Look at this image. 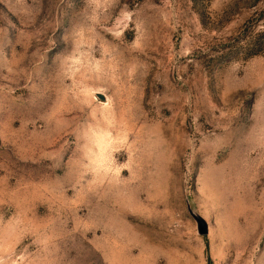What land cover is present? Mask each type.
<instances>
[{
  "label": "rangeland",
  "instance_id": "1",
  "mask_svg": "<svg viewBox=\"0 0 264 264\" xmlns=\"http://www.w3.org/2000/svg\"><path fill=\"white\" fill-rule=\"evenodd\" d=\"M261 31L264 0H0V264H264Z\"/></svg>",
  "mask_w": 264,
  "mask_h": 264
},
{
  "label": "trees",
  "instance_id": "2",
  "mask_svg": "<svg viewBox=\"0 0 264 264\" xmlns=\"http://www.w3.org/2000/svg\"><path fill=\"white\" fill-rule=\"evenodd\" d=\"M242 45L246 57L264 52V31L258 32L250 38H247Z\"/></svg>",
  "mask_w": 264,
  "mask_h": 264
},
{
  "label": "water",
  "instance_id": "3",
  "mask_svg": "<svg viewBox=\"0 0 264 264\" xmlns=\"http://www.w3.org/2000/svg\"><path fill=\"white\" fill-rule=\"evenodd\" d=\"M98 96L102 99L105 100L106 99V95L103 93H98ZM192 215L194 216V218L196 219L197 222V227H198V233L201 235H206L209 232V226L207 221L198 213H196L195 211L191 210Z\"/></svg>",
  "mask_w": 264,
  "mask_h": 264
}]
</instances>
